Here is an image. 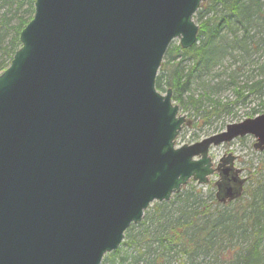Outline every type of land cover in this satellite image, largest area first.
<instances>
[{"label":"water","instance_id":"obj_1","mask_svg":"<svg viewBox=\"0 0 264 264\" xmlns=\"http://www.w3.org/2000/svg\"><path fill=\"white\" fill-rule=\"evenodd\" d=\"M203 2L35 0L0 74V264H100L151 203L219 172L210 147L264 150V114L174 149L185 117L154 83Z\"/></svg>","mask_w":264,"mask_h":264},{"label":"trees","instance_id":"obj_2","mask_svg":"<svg viewBox=\"0 0 264 264\" xmlns=\"http://www.w3.org/2000/svg\"><path fill=\"white\" fill-rule=\"evenodd\" d=\"M34 1L0 0V73L20 47L19 34L32 19ZM194 19L197 43L189 49L168 47L156 90L170 89L172 102L192 118L199 115L207 126L250 99L258 101L250 115L258 114L264 105V63L257 66L260 59L255 56L264 50V0H207ZM225 60L229 72L221 76L214 70ZM192 88L200 93L194 95ZM224 90L233 101L215 98ZM184 188L168 202L153 203L141 222L124 233L121 246H138L135 256L120 255L118 249L103 264H167L175 256L183 264H264L263 173L247 181L226 205L215 194Z\"/></svg>","mask_w":264,"mask_h":264},{"label":"rangeland","instance_id":"obj_3","mask_svg":"<svg viewBox=\"0 0 264 264\" xmlns=\"http://www.w3.org/2000/svg\"><path fill=\"white\" fill-rule=\"evenodd\" d=\"M193 22L195 23V25L198 26L197 21H195L194 17H193ZM178 44H179V40L174 39L171 42L170 46H176ZM255 58L260 59V61L257 62V66L262 65L264 63V50L263 52L258 53L255 56ZM229 63L230 62L228 60H225L222 63V65L217 66L216 70L214 71L218 72L221 76L224 74H228L229 71L225 73V69L229 67ZM254 67L255 69H257L256 64L254 65ZM231 68H233V66ZM245 69H246L245 71L248 73V68L245 67ZM158 74L159 72L157 73V75ZM229 75H227L224 78L228 79ZM220 79L222 78L220 77ZM168 90L169 89H167L166 92ZM191 92L194 95H198V93H200V90L198 88H192ZM161 93L164 94L165 92L164 93L161 92ZM187 95L188 94H186L184 97H186ZM215 98L222 102L233 101L232 94L229 90L218 92ZM174 104L177 105L179 108L178 115L185 117V122H184L185 124L175 140V147H180L182 145H190L199 142L205 137L221 132L228 124L238 123L246 118L251 117L249 116V112L252 108H256L258 101L255 99H250L248 100V103L245 105H237L233 110V114H229V115L222 114L220 120H217L216 122H214L213 125L210 126L201 124L203 123V121L199 115L195 118L194 117L192 118L188 110H181V107L177 103ZM259 112L264 113V105L263 108L259 109ZM254 144H255V140L252 137L236 139L228 144L211 148L209 151V157L212 159L214 166L218 164L221 160L228 159L229 164L225 165L223 169L224 168L228 169V167L229 168L233 167L234 174L232 175L239 182V185L243 187L246 186L247 181H249L251 178L255 179L258 173L264 174V151L256 150L254 148ZM218 181H219L218 175L214 174L213 176L209 177L206 185H198L195 181L190 180L184 189L189 190L190 188L196 187V188H200L205 195H210V194L214 195L216 194V183H218ZM228 198L225 197V200H227ZM152 205L153 204H151V206ZM137 247L119 246V249L122 250L120 255H124V254L132 255L133 253H135V251H137ZM106 259H109V256L106 255L100 264H103ZM167 264H183V261L179 257L175 256L174 258L169 260Z\"/></svg>","mask_w":264,"mask_h":264},{"label":"bare ground","instance_id":"obj_4","mask_svg":"<svg viewBox=\"0 0 264 264\" xmlns=\"http://www.w3.org/2000/svg\"><path fill=\"white\" fill-rule=\"evenodd\" d=\"M207 0H205V2H206ZM205 2H203V3H205Z\"/></svg>","mask_w":264,"mask_h":264}]
</instances>
